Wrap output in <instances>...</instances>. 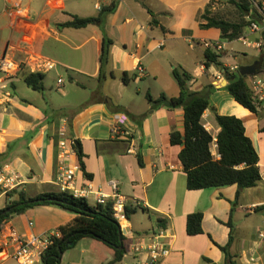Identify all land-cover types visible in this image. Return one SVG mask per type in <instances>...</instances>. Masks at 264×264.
<instances>
[{
  "label": "crops",
  "instance_id": "obj_1",
  "mask_svg": "<svg viewBox=\"0 0 264 264\" xmlns=\"http://www.w3.org/2000/svg\"><path fill=\"white\" fill-rule=\"evenodd\" d=\"M113 1L117 8L105 18L103 29L112 44L101 68L102 30L94 25L74 29L58 28L57 24L72 15L96 16ZM211 1L215 12L226 0H0V57L22 64L4 82L6 88L0 82V170L7 168L18 175L21 182L14 191L29 197L59 191L55 179L62 165L74 168L78 187L90 182L109 193L108 182L116 181L127 198V208L146 213L148 223L133 218L137 211L125 217L126 227L134 232L126 240L123 259L115 264H138L140 258L130 253L132 245L159 233L170 245V254L160 264H225V254L218 246L227 245L237 264H264V241L257 237L264 227V133L259 130L264 117L259 119L235 102L224 89L227 82L218 69L205 67L203 46L204 41L221 43L218 60L233 69L255 62L264 53V40L260 32L248 28L231 42L222 40L216 28H200V16ZM241 38L261 43V47L247 46ZM235 42L245 49L235 50ZM32 57L54 63L51 71L43 73L42 92L32 90L23 80V74L30 72L27 60ZM175 67L191 75V91L214 87L210 100L216 112L239 118L257 151L261 180L237 198L236 185L186 189L178 160L182 145L169 141L172 131L183 132V110L152 109L146 98L147 94L152 99L161 94L168 98L178 95L172 76ZM124 72L135 74L128 84L121 81ZM64 76L69 86H65ZM120 113L129 118L127 138L111 133L114 115ZM201 123L214 138L211 152L217 158L219 128L211 110L203 113ZM62 129L72 141L80 142L90 178L78 168L75 149L68 159L59 158L57 142ZM6 193L0 187V209L8 202ZM197 212L202 214L203 232L188 236L186 216ZM73 218L54 206H35L15 216L14 222L10 220L0 237L9 229L24 237L40 236L58 231ZM77 249L78 258L70 259L69 264H102L103 258L107 264L113 259L110 248L83 238L63 253L60 264ZM3 264L17 263L6 258Z\"/></svg>",
  "mask_w": 264,
  "mask_h": 264
},
{
  "label": "trees",
  "instance_id": "obj_2",
  "mask_svg": "<svg viewBox=\"0 0 264 264\" xmlns=\"http://www.w3.org/2000/svg\"><path fill=\"white\" fill-rule=\"evenodd\" d=\"M229 4L235 6L238 11L237 20L230 21L216 12L212 11L214 1H211L204 9L200 19V28H216L220 31V37L224 41L231 42L243 35L244 29L248 28L249 21L246 19L249 12L248 0H228ZM117 1L100 8L98 15L89 17L71 16L64 22L57 24L58 28L81 29L94 25L102 30L103 43L100 56L101 68L108 61L109 47L112 41L108 39L103 31L104 20L117 8ZM264 40V32L261 33ZM205 67L211 65L221 73L227 81L224 89L233 97L236 103L254 113L259 119L264 115L256 111L251 100V91L248 86L247 77H242L236 70L224 66L219 60V55L211 50L205 51ZM172 76L176 81L179 93L176 97L168 98L161 94L157 99L146 95L152 109L165 107L168 109L182 108L183 132L172 131L169 135L171 145H182L178 153V160L185 174L186 189L188 191H199L209 188H220L230 185L237 186L236 198L242 190L252 188L261 180L258 167L259 156L251 140L245 133L243 122L234 115H220L216 112L210 96L215 90L212 85H205L199 92L191 91L188 82L191 75L181 67L172 70ZM43 73H24L25 84L34 91H43ZM101 78V72L99 79ZM135 78V74L129 75L124 72L121 76L123 84H128ZM206 110H211L214 120L219 128L215 137L217 158L212 155L211 145L213 137L201 123V118ZM264 133V125L259 129ZM79 169L86 178L91 175L85 171L82 161L81 144L77 141L74 145ZM138 160L140 158L138 156ZM8 202L0 209V233L6 231L10 219L24 213L35 206H54L74 215L72 221L60 226L58 231L60 237L54 239L53 244L47 249L43 256V264H60L63 253L73 248L83 238L97 240L113 251V259L107 264L120 262L125 253V240L122 228L113 216L111 204L95 205L82 198H76L68 192H45L34 197H28L23 192L11 190L6 193ZM16 194V199L13 195ZM143 211L145 209L141 208ZM137 208H126L125 216L128 219L135 213ZM202 214L192 213L186 216L185 230L188 236L202 234ZM231 238V237H230ZM122 246V249L120 247ZM226 257L225 264H237L230 256L227 246H218Z\"/></svg>",
  "mask_w": 264,
  "mask_h": 264
},
{
  "label": "built area",
  "instance_id": "obj_3",
  "mask_svg": "<svg viewBox=\"0 0 264 264\" xmlns=\"http://www.w3.org/2000/svg\"><path fill=\"white\" fill-rule=\"evenodd\" d=\"M249 12L246 19L249 21L248 29L252 33L264 32V0H248ZM241 41L247 46L256 48L261 47V43L248 41L241 38ZM161 46V45H160ZM203 46L207 50L219 52L222 50V44L218 42L204 41ZM29 69L32 73H44L54 68V63L38 58H30ZM26 64V62H24ZM21 63L5 56L0 57V82L1 88H6V82L12 74L21 67ZM237 67L231 69L236 70ZM58 84L62 83L58 79ZM248 86L251 91V100L256 111L264 115V73L248 77ZM129 118L125 114H115L114 124L111 127V133L114 136L129 137L127 128ZM59 140L57 146L59 149V158L68 159L69 154L74 149L73 141L66 136L65 130L58 133ZM74 168L62 165L57 173L55 183L59 191L68 192L76 198H82L95 205L111 204L113 216L120 227H126L125 211L128 207L126 196L120 193L118 183L114 180L108 182L109 193H105L99 187H94L92 183L87 182L78 187L75 180ZM18 175L7 168L0 170V187L4 192L14 190L19 184ZM32 225V223H29ZM4 233V232H3ZM60 237L59 231H52L40 236L24 237L19 235L14 229H9L7 234L0 237V264L4 259L9 258L17 264H43V256L47 249L53 244L54 239ZM259 240L264 241V227L257 233ZM130 253L134 257H139L138 264H160L170 254V245L163 241L162 233L153 235L147 241L138 242L132 245Z\"/></svg>",
  "mask_w": 264,
  "mask_h": 264
},
{
  "label": "rangeland",
  "instance_id": "obj_4",
  "mask_svg": "<svg viewBox=\"0 0 264 264\" xmlns=\"http://www.w3.org/2000/svg\"><path fill=\"white\" fill-rule=\"evenodd\" d=\"M227 1H228V0H226V1L222 2V3H219L218 6L216 7L215 12H216V14H217L218 16H221V17H223V18H225V19H228V20H230V21H235V20H237L238 11H237V9L235 8L234 5L229 4ZM232 47H233L235 50H243V49H245L241 42H235L234 44H232ZM229 53H233V51H230V50H229ZM52 73H53V72H51L50 75H53ZM64 79H65V81H66L65 86H69L70 83H69V81H68V79H67V76H64ZM247 81H248V77H247ZM49 82H50V81H48V84H51V83H49ZM116 91H117V89H116ZM52 92H54L55 94H57L58 91H57L56 89H54V87H52ZM28 197H29V196H28ZM16 216H17V215H16ZM14 217H15V216H14ZM14 217H12V218L10 219V220H12V222H14ZM133 218L136 219V221H138L139 223L142 222V223L145 224V225L148 223V216H147V214H146V213H142L141 210H138L136 216H134ZM15 219H17V218H15ZM15 222H16V220H15ZM122 231H123V233H124V236L126 237V240H127L128 238H130V236H131V235L133 234V232H134L133 229H131L130 227H122ZM49 232H50V231H49ZM126 240H125V246H126ZM102 245H104V244L102 243ZM104 247L108 248L106 245H104ZM108 249H109V248H108ZM77 251H78V249L72 251V252H71V258H65V260L63 261L62 264H69V260H70V259H71V260H75V259H77L78 256H79V253H78ZM100 259H101V255H98V260H100ZM105 261H106V260L103 258V260L101 261V263L104 264ZM123 262L126 263V257L124 258ZM94 264H95V263H94ZM96 264H98V263H96ZM99 264H100V263H99Z\"/></svg>",
  "mask_w": 264,
  "mask_h": 264
},
{
  "label": "water",
  "instance_id": "obj_5",
  "mask_svg": "<svg viewBox=\"0 0 264 264\" xmlns=\"http://www.w3.org/2000/svg\"><path fill=\"white\" fill-rule=\"evenodd\" d=\"M237 72L239 73V75L245 78L264 73V53H262L259 58L252 64L238 67ZM226 82L227 81L225 80V83ZM73 144L76 146L77 141H73ZM120 249H122V246L120 247Z\"/></svg>",
  "mask_w": 264,
  "mask_h": 264
}]
</instances>
